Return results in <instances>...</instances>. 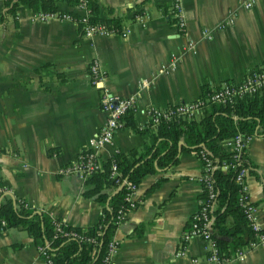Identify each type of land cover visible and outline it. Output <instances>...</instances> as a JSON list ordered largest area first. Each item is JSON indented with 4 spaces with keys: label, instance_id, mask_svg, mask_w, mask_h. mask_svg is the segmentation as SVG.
Listing matches in <instances>:
<instances>
[{
    "label": "crops",
    "instance_id": "1",
    "mask_svg": "<svg viewBox=\"0 0 264 264\" xmlns=\"http://www.w3.org/2000/svg\"><path fill=\"white\" fill-rule=\"evenodd\" d=\"M91 1L97 17L116 19L123 35L85 38L71 22L32 20L31 10L17 5L9 12L0 0V198L7 195L31 214L78 228L97 223L101 205L85 193L90 185L84 177L58 171L88 148L104 121L98 90L89 81L91 59L100 63L112 94L135 97L133 127L115 131L100 162L156 144L157 126L145 124L147 105L187 102L201 95L202 85L214 89L264 66V0L248 8L241 6L246 0H182L186 35L195 47L167 73L157 71L185 42L174 33L169 0ZM56 6L81 14L64 1ZM229 10L233 22L219 26ZM142 80L150 84L139 89ZM176 155L174 165L136 184L135 207L112 233L118 243L112 264H212L204 259V242L181 239L198 207L201 162L193 152ZM244 157L246 191L264 231V133L251 137ZM38 245L25 230L0 229V264H46ZM227 264H264V243Z\"/></svg>",
    "mask_w": 264,
    "mask_h": 264
},
{
    "label": "trees",
    "instance_id": "2",
    "mask_svg": "<svg viewBox=\"0 0 264 264\" xmlns=\"http://www.w3.org/2000/svg\"><path fill=\"white\" fill-rule=\"evenodd\" d=\"M64 1L76 6L80 0H4V5L12 12L17 5L31 11L58 10L56 3ZM89 10L87 17L90 23H100L107 28L120 29L116 19H101L95 14V5L86 0ZM77 20L76 28L80 31V16L74 11H66ZM81 32V31H80ZM263 90V89H262ZM262 90L251 95L234 99L231 104H208L193 118H183L161 122L157 125L153 141L144 153L115 154L111 159L100 162V169L85 177L84 183L90 185L85 192L94 195L101 205L99 221L93 225L78 228L62 224L64 231H75L85 237H92L95 243L64 237L54 229V223L45 215L31 214V210L22 207L19 201L12 203L7 195L0 198V229L16 227L25 230L36 244L47 243V253L51 264H98L104 251L106 241L111 238L115 210L123 203L124 186H116L108 177L109 165L113 162L118 175L127 181L137 184L141 178L157 169L174 165L177 161V150L196 153L202 150L210 159L230 160L231 152L222 141L235 133L258 135L264 133V93ZM212 91L206 85L201 86V95ZM123 125L133 127V116L127 111ZM180 142V144H178ZM243 165L249 162L244 158ZM237 166L226 171L215 170L211 173L214 189V205L210 211L212 217L211 238L222 255H229L255 239L240 208L237 205L238 188L233 181ZM106 190H111L108 193ZM1 195V194H0ZM201 192L200 197H203ZM127 210V208H126ZM31 214V215H30ZM230 219V224L226 220ZM3 222V223H2ZM264 233L263 230H259Z\"/></svg>",
    "mask_w": 264,
    "mask_h": 264
},
{
    "label": "built area",
    "instance_id": "3",
    "mask_svg": "<svg viewBox=\"0 0 264 264\" xmlns=\"http://www.w3.org/2000/svg\"><path fill=\"white\" fill-rule=\"evenodd\" d=\"M4 1V0H2ZM254 0H246L242 2L243 8H248ZM86 0H80L76 5L77 9L81 11L79 21L81 22L80 33L85 38L93 36H111L113 34H121L124 32L117 28H107L100 23H90L87 19L89 10L86 5ZM169 16L172 19L174 33L178 37L185 39L177 51L171 52L168 57L166 65H161L157 73H167L172 71L180 57L186 52L194 51V41L186 35V24L182 8V0H169L168 6ZM234 11L229 10L226 17L219 26L231 24L233 22ZM30 18L32 20L45 22L50 20L68 21L76 25L77 20L71 17L68 13L54 10V11H31ZM144 16L137 15L136 19L144 25ZM202 35L209 38L208 32L203 31ZM89 81L92 87L96 88L99 93V106L104 113V121L91 139L86 150L80 152L76 156V160L71 164L59 169V173L63 175L78 174L82 177H87L100 169L99 153L106 147L111 145L113 135L116 130L123 126L122 117L127 111L134 113L135 105L134 95L120 97L112 94L104 84L105 72L101 68L97 59H91L88 64ZM150 84L149 80H142L139 83V89L144 88ZM264 89V66L258 69H252L242 77L241 80L231 82L223 81L216 88L206 93L204 97H197L187 102H179L176 104L166 105L165 107H157L147 105L143 111L146 118V125L157 126L161 122L169 120L193 118L196 117L202 108L208 104H231L234 99L251 95ZM252 135H242L235 133L229 138L222 141L225 147L230 152V160L210 159L202 150L197 152V157L201 162V172L196 178L201 186L203 197L198 199V207L191 215L187 228L181 233V239L188 241L191 238H198L207 245V254L204 257L205 261L212 264H227L234 260H242L248 250L264 243V233L259 232L256 207L250 201L245 184V175L247 167L243 165L244 152ZM237 166L233 181L238 188L237 205L240 208L245 220L247 221L251 231L255 233V239L247 243L246 246L236 249L229 255H222L218 252L213 244L211 238V223L212 217L210 211L214 205V189L212 185L211 173L215 170L226 171L229 167ZM108 177L116 186H124L125 193L123 196V203L115 210L113 217L114 227L117 226L125 217L128 210L135 207L133 195L136 189V184L127 181L118 175L116 166L113 162L109 165ZM127 208V210H126ZM3 223V222H2ZM62 222L54 223L55 231L64 237H73L78 240H84L90 243H95L92 237H83L81 234L69 230L64 231L61 226ZM117 241L111 236L105 245L104 251L99 259L98 264H112L114 254L117 249ZM47 243L37 246L39 256L46 264H51V260L47 253ZM182 251H177L176 256L182 255ZM196 261V259H193Z\"/></svg>",
    "mask_w": 264,
    "mask_h": 264
},
{
    "label": "water",
    "instance_id": "4",
    "mask_svg": "<svg viewBox=\"0 0 264 264\" xmlns=\"http://www.w3.org/2000/svg\"><path fill=\"white\" fill-rule=\"evenodd\" d=\"M179 144H180V142H179ZM178 152H179V149H178Z\"/></svg>",
    "mask_w": 264,
    "mask_h": 264
}]
</instances>
